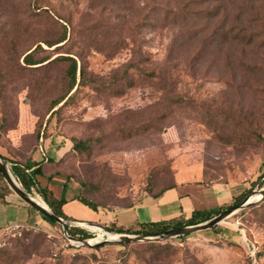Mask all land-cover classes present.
<instances>
[{"label": "rangeland", "instance_id": "1", "mask_svg": "<svg viewBox=\"0 0 264 264\" xmlns=\"http://www.w3.org/2000/svg\"><path fill=\"white\" fill-rule=\"evenodd\" d=\"M253 14L258 21L249 23ZM237 21L264 33V3L0 0V156L10 173L12 162L32 163L39 147L63 149L48 158L45 175L57 172L75 197L97 207L74 202L69 215L105 231L93 223L104 218L100 210L130 207L176 180L259 191L264 39L240 44ZM64 30L63 43H44ZM33 49L49 63L24 66L22 56ZM62 57L76 62V86L50 116L69 86ZM72 139L89 150H70ZM6 188L1 177L0 191ZM29 194L43 201L35 189ZM129 219L125 211L114 221ZM128 243L78 245L56 223L9 228L0 237V264H264V200L208 230Z\"/></svg>", "mask_w": 264, "mask_h": 264}, {"label": "crops", "instance_id": "2", "mask_svg": "<svg viewBox=\"0 0 264 264\" xmlns=\"http://www.w3.org/2000/svg\"><path fill=\"white\" fill-rule=\"evenodd\" d=\"M62 151L63 149L55 152L47 151L45 148L43 150L42 147H39L32 161L37 162L42 158H54L56 160L61 156ZM30 166L28 171L33 169V166ZM35 181L40 188L50 190L56 199L64 197L66 200V204L63 206L64 214L72 220L81 222L80 219H76L66 212V207L69 204L80 202L75 199V194L67 186L63 178L52 177L48 179L47 177L36 176ZM239 193V188L231 183L213 182L205 184L199 180H176L173 187L164 190L156 196L147 195L130 207L106 210L105 212L100 210L99 215L105 219H96L93 223L102 226L110 225L116 230L126 231L135 230L142 223L176 220L179 218L187 220L194 211L217 209L221 205L229 203ZM125 211L130 212L128 225L115 222V216ZM48 224L50 222L44 219L39 212L26 205L14 194L7 193L0 197V237L9 228H45Z\"/></svg>", "mask_w": 264, "mask_h": 264}, {"label": "trees", "instance_id": "3", "mask_svg": "<svg viewBox=\"0 0 264 264\" xmlns=\"http://www.w3.org/2000/svg\"><path fill=\"white\" fill-rule=\"evenodd\" d=\"M246 1L254 4L256 1H260V0H246ZM261 2L264 3V0H261ZM218 12H219V10L212 11V13H208L207 16H209L210 18H214L218 14ZM255 21H258V15L257 14H253L252 17L248 19L249 23L255 22ZM237 23H239V25H238L237 30H236V35L239 36V40L241 41L240 44H249V43L253 42V40L255 38H257V37L259 38L258 34L259 35L263 34L262 40L264 39V33L263 32H259L258 34H255L253 31H250L245 26H243V23H241L239 21H237ZM65 39H66V35H65V30H64L62 32V34L60 35V37H58L52 41H44V43L48 47H52V46L63 43L65 41ZM34 53H35V49L29 51L28 53H25L22 56V63L24 64V66L32 67V66L41 65L43 63H45V64L49 63V62H46L49 59L48 57L34 58ZM61 59L69 61V65H68L67 71H66L68 79H69V86H68V89L65 91V93L62 96H60L59 98H57L56 100H54V102L51 104L50 109H49V111H50L49 115L50 116L54 112L52 110L57 105H59L60 103H65L66 101H68V99H69L68 97H72V96H68V95L74 90V87L76 86V62H75V60H73L72 58H69V57H62ZM75 91L73 92V94L75 93ZM70 143H71V146L69 149L72 151L82 153V152H87L89 150L88 143L85 141H82L81 139H72V140H70ZM2 158L5 161H8L4 157H2ZM47 164H52V161L42 158L41 160H39L37 162H32L31 164L27 163L24 166H21L20 164H18L16 162H12V166H11L10 170H11L12 174L20 182V184H21V186L25 192L31 193V191L33 189H35L37 194L41 197L43 202L48 206V208L53 212V214H55L57 217L62 218L64 220H72L71 218L67 217L63 212V206L66 204L65 198L61 197L59 199H56L50 190H48L46 188H40L38 186L37 182L35 181L36 176L47 177L48 179H50L52 177H59V174L57 172L53 173L50 176L45 175V172L50 170V168H48ZM30 165L33 166V169L31 171H28L31 167ZM49 167H51V166H49ZM0 178H1V175H0ZM202 183H204V182H202ZM205 184H209V183H205ZM257 184H260L259 187L263 186V184H261L260 182ZM252 185H256V184L253 183ZM171 187H173V186H171ZM169 188L170 187H168L166 189H169ZM6 189L7 190L0 191V197H2L4 194L11 193V191L8 190V188H6ZM166 189H164V190H166ZM164 190H160L156 194H153L152 196H156V195L160 194L161 192H163ZM251 190H252V187L249 188L248 190H245L244 192H242L238 196L233 197L231 199V205L230 206L228 204H223L220 207H218L217 209H206V210H202V211H194L192 213L191 217L187 220L179 218L176 220L159 221V222H152V223H142V224H139L138 228H136L135 230H126V231L116 230V229H114L113 226H110V225L104 226V228L108 232L126 233V234H150V233L164 231V230L173 229V228H178V227H182V226H189V225L198 224V223L204 222V221L218 215L219 213L231 208L232 206L238 204L246 196H248L251 193ZM75 199L78 202H80L82 205H84L88 208H91L93 210L97 209V207L93 203H91L89 200H86L85 198H83L81 196H76ZM263 200H264V198H263ZM250 207H252V205ZM43 218L48 220L50 223H53L47 217L43 216ZM65 230H66V233L68 236L75 238L77 240H80V241H82V240L87 241L91 237L89 233H86L83 230H80L78 227L65 226ZM128 244L129 243H122L119 245L124 247V246H128ZM149 245H150V247H152L153 245H157V244L149 243Z\"/></svg>", "mask_w": 264, "mask_h": 264}, {"label": "water", "instance_id": "4", "mask_svg": "<svg viewBox=\"0 0 264 264\" xmlns=\"http://www.w3.org/2000/svg\"><path fill=\"white\" fill-rule=\"evenodd\" d=\"M0 175L3 181L6 183L8 189L11 191L12 194L17 196L21 201H23L29 207L35 209L37 212L42 214L43 216L47 217L53 223H56L62 227V230L65 236L70 240L78 245L82 246H91L97 247L101 243H108V242H116L118 244L128 243V242H159L165 241L172 238H179L188 236L190 234L208 230L214 228L215 226L219 225L221 222L225 221L230 216L234 215L238 211L244 210L251 205L258 203L259 201L263 200L264 198V186L259 191H252L248 196H246L241 202L232 206L231 208L219 213L218 215L198 224L189 225V226H182L178 228L168 229L164 231L154 232L150 234H126V233H116V232H108L103 230L101 227L95 224H89L84 222H79L75 220H63L62 218L57 217L53 212L48 208L45 204V207L40 206L34 198L27 192H25L20 185H17L9 169L7 168V164L3 158L0 156ZM259 197L257 200H254V197ZM84 225H89L98 228L99 230L103 231V235L105 236V240H100L95 244H89L85 240H77L67 235L65 226L68 227H80ZM112 234L114 239L108 240L106 234Z\"/></svg>", "mask_w": 264, "mask_h": 264}, {"label": "bare ground", "instance_id": "5", "mask_svg": "<svg viewBox=\"0 0 264 264\" xmlns=\"http://www.w3.org/2000/svg\"><path fill=\"white\" fill-rule=\"evenodd\" d=\"M11 176L13 177L12 174H11ZM13 179L15 180V182L17 183V185H19V183L16 181V179H15L14 177H13ZM33 198H34V200H35L40 206L45 207V203H44L43 201H41L38 197L34 196ZM258 198H259L258 196H257V197H254V200H257ZM84 227L90 229L91 231L96 232V235H97L96 238H94V239H88V240H87V242H88L89 244L94 243V242H98V241L102 240L103 231L99 230V229L96 228V227L89 226V225H84ZM106 237H107L108 240H112V239H114V236H113L112 234H110V233L106 234Z\"/></svg>", "mask_w": 264, "mask_h": 264}, {"label": "built area", "instance_id": "6", "mask_svg": "<svg viewBox=\"0 0 264 264\" xmlns=\"http://www.w3.org/2000/svg\"><path fill=\"white\" fill-rule=\"evenodd\" d=\"M96 243V242H95Z\"/></svg>", "mask_w": 264, "mask_h": 264}]
</instances>
